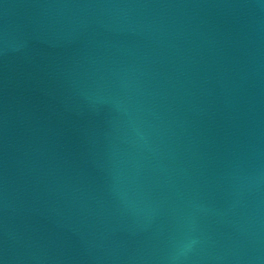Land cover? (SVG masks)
Returning a JSON list of instances; mask_svg holds the SVG:
<instances>
[{"label": "water", "instance_id": "1", "mask_svg": "<svg viewBox=\"0 0 264 264\" xmlns=\"http://www.w3.org/2000/svg\"><path fill=\"white\" fill-rule=\"evenodd\" d=\"M0 264H264V0H0Z\"/></svg>", "mask_w": 264, "mask_h": 264}]
</instances>
